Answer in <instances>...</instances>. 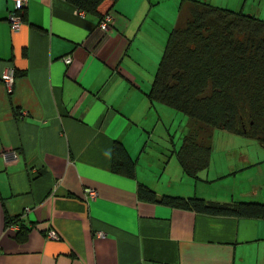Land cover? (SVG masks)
Masks as SVG:
<instances>
[{
    "label": "crops",
    "instance_id": "crops-1",
    "mask_svg": "<svg viewBox=\"0 0 264 264\" xmlns=\"http://www.w3.org/2000/svg\"><path fill=\"white\" fill-rule=\"evenodd\" d=\"M180 1L105 0L97 10L113 23L103 31L100 15L80 14L66 0H28L11 31L13 1L0 0V76L14 69L10 92L0 80V264H264V218L137 196L142 184L157 195L264 203L262 146L226 144L215 157L211 142L197 179L172 154L163 161L152 152L150 138L171 111L145 93ZM203 1L264 20V0ZM162 5L149 43L138 33ZM114 141L134 162L133 176L112 171ZM232 149L240 150L235 163ZM12 152L15 159L3 155ZM4 213L22 216L26 238L4 228ZM49 229L59 239L47 238Z\"/></svg>",
    "mask_w": 264,
    "mask_h": 264
},
{
    "label": "trees",
    "instance_id": "trees-1",
    "mask_svg": "<svg viewBox=\"0 0 264 264\" xmlns=\"http://www.w3.org/2000/svg\"><path fill=\"white\" fill-rule=\"evenodd\" d=\"M66 1L77 11L99 16L97 9L105 0ZM19 16L23 23L25 10ZM145 94L149 102L188 117L182 142L171 153L182 172L193 179L209 166L214 129L253 138L264 147V20L203 0H181ZM111 167L115 173L134 174V162L120 141L113 142ZM137 196L209 215L264 218L262 202L218 203L195 196L157 195L142 184ZM3 225L5 229L15 226V238L20 240L30 229L21 215L4 213Z\"/></svg>",
    "mask_w": 264,
    "mask_h": 264
},
{
    "label": "rangeland",
    "instance_id": "rangeland-1",
    "mask_svg": "<svg viewBox=\"0 0 264 264\" xmlns=\"http://www.w3.org/2000/svg\"><path fill=\"white\" fill-rule=\"evenodd\" d=\"M165 10H166V6L162 5V8L160 9V12H158V14L150 13L143 21V26L142 29H140L138 36L143 37V39L151 43L152 39L156 37V28L152 24V19L153 18L159 19L160 16L163 15ZM154 73L155 70L153 71L152 74H150L149 76L150 80L153 78ZM165 107H167L166 109L171 111V113L168 116L162 113L161 115L162 121L161 122L159 121L158 127L154 132V135L152 134V137L150 138V140H153L152 152L154 153L160 152V154L162 153L163 161H166L167 155L170 156L172 154L171 153L172 149L177 150V148L180 146L182 142V137L186 133L187 122H188V117L183 113L173 110L168 106ZM151 112L154 113L155 109H151ZM211 142L213 143L212 145L214 148L215 157L218 152L223 151L222 147L226 144H242L243 146L244 144H248L249 145L248 148L250 150H252L253 144L257 145L256 147H261V145L257 142V140L253 138H247L244 136L235 135L221 129L213 130ZM230 152L232 153L230 160L232 163H235L237 159V155L240 152V150L232 149ZM170 157H172V161H175L174 155H171Z\"/></svg>",
    "mask_w": 264,
    "mask_h": 264
},
{
    "label": "built area",
    "instance_id": "built-area-1",
    "mask_svg": "<svg viewBox=\"0 0 264 264\" xmlns=\"http://www.w3.org/2000/svg\"><path fill=\"white\" fill-rule=\"evenodd\" d=\"M13 1V9L10 10L6 16V20L9 24V27L12 31H17L19 30L21 23H22V19L19 16V12L23 11L27 4H28V0H12ZM18 10V13H16L15 11ZM80 14H83L82 11H77ZM113 23V18L112 15L110 13H105L102 15V17L99 19L98 21V27L100 29H102L103 31H106L108 29H110L111 24ZM63 61L65 62V64H68L70 62V58L69 57H65L63 59ZM0 80L2 81V83L5 85V87L7 88V90L10 92L11 91V87L13 84V80H14V69L13 67H7L5 68V70L2 72L1 76H0ZM5 158H12L15 159L17 157V155L12 152L9 153V155L7 153H3ZM87 195L90 198H94L96 195L95 190L93 189H89ZM11 229H15V226H10ZM47 238L49 239H59L58 234L54 231V230H48L47 231Z\"/></svg>",
    "mask_w": 264,
    "mask_h": 264
},
{
    "label": "bare ground",
    "instance_id": "bare-ground-1",
    "mask_svg": "<svg viewBox=\"0 0 264 264\" xmlns=\"http://www.w3.org/2000/svg\"><path fill=\"white\" fill-rule=\"evenodd\" d=\"M49 230H52V229H49Z\"/></svg>",
    "mask_w": 264,
    "mask_h": 264
}]
</instances>
